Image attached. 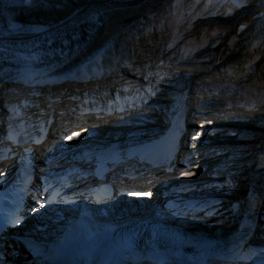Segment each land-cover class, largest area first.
Here are the masks:
<instances>
[{
	"label": "bare ground",
	"instance_id": "obj_1",
	"mask_svg": "<svg viewBox=\"0 0 264 264\" xmlns=\"http://www.w3.org/2000/svg\"><path fill=\"white\" fill-rule=\"evenodd\" d=\"M96 1L99 0H49V5L45 6L41 13L46 14V17L58 14L55 16L57 19L52 22L55 23V25L51 27V29L48 28L50 30L37 31L29 36H26V34H18V37L6 36L0 38V84L5 78H10V80L14 78L17 80L7 81V83L4 82L2 84L4 90L12 85L9 88L12 91L8 93L3 90L5 94H8L6 96L5 94L1 95L0 97V108L5 107L8 110L6 113L9 114V116L14 117L19 115V112H22V115L25 116V120L28 121V117L33 113L32 110H34L37 96H43L45 93L47 94V91L51 89L50 84L53 85L55 82H59L58 86H60L59 84L65 83V81L68 79L70 80L71 77L75 80L71 81L72 83L70 84L104 80H112V82H115L113 83V88L118 90V93L114 94L102 93L100 89H107L99 82L93 87L81 85L73 88V90L76 91H83L84 89L94 90V92L90 93L88 99L96 100V104L99 103L98 105H100L95 112L97 119H104L103 117L106 116L113 117L114 114L115 118H117L124 115V112L127 110H130L129 112H134L135 110L132 108L135 109L136 107H138L137 110H140L142 100L140 101L139 98L141 97L143 99L144 97L143 94L140 93V90L146 88V91L149 92L152 87L150 83H156L160 79V75L156 76V74H152L159 65H155L154 62H152L153 57L157 54L160 44L163 41L162 34H153L159 29L160 21L154 19L149 21L146 20L145 24H141L142 27L139 26L137 30L134 60L130 61V63H132L130 65L138 70L146 63L150 65H147L149 70L142 80V75L137 74L138 72L132 71L127 74V72L123 70V67L117 62L115 43L113 42L115 35L120 30V23H122L126 17L125 15L138 13L140 11L138 8L139 5L132 6L135 5L134 2L130 4H110L109 6H102L100 5L102 3ZM61 4L63 7H60ZM214 11L216 10L214 9L213 12ZM211 12L212 11L206 13L203 17L204 19L201 21L208 22L214 20V18L212 19L214 13ZM235 13L236 14L229 15L228 17L231 18L236 16L238 11ZM223 15L224 14H221V16ZM108 42H111V48L108 49L110 53L109 57L113 60L116 59V61L114 60L115 65L113 63L107 65L103 63L100 54L94 56V50L102 49ZM247 42L248 39H246L244 43L247 44ZM238 44H242V42L239 40L235 45ZM261 57V60H263L264 54H262ZM73 59L76 60L72 64L81 67V70H76L74 73L70 74H67L66 71L58 70V67L70 63V60ZM142 61L145 63L141 65ZM219 61V66L223 68L226 67L228 75H233V77H236L237 73L243 68L241 65L244 64L243 59L240 58L236 60L232 55L221 56ZM57 63L59 64L57 68H55L54 65L56 66ZM161 63H163L162 60ZM108 66H112V69L102 70L104 68L106 69ZM14 69H21V71L26 70V72H22L18 75V71L15 73L13 72ZM162 69L163 68H160L159 70L162 71ZM87 70H89L90 73ZM91 70H94L95 73L93 74ZM163 70L165 71V69ZM160 71L157 70V72ZM11 72L13 73L10 74ZM76 72H79L77 77L74 76ZM126 74L128 77H125ZM61 76L63 78L62 80ZM32 80L35 82L39 81L40 83H35V85H23V87L16 84L20 81L27 82ZM54 85V87L58 88L57 84ZM68 91L69 90L65 88L64 92H66V95ZM28 93L32 94L29 96ZM38 104L39 106L42 104L43 108L44 106L46 107L42 102ZM106 105L112 110L115 109V111H112L111 115H106L108 112ZM39 106L37 108L41 110ZM261 108L264 109V105H262ZM137 112L138 111H136L134 115H136ZM139 112H143V110ZM2 115L3 112L0 111V131H3V129L10 130V133L6 136H14L11 131L19 130L16 127V122L12 123L14 121L10 119L12 121H7L9 127L1 125V121L3 120ZM85 117L91 116H84L78 112L75 118H79L80 120L83 118L82 121L84 124ZM61 118L62 122L58 124L59 128L62 127L66 120V117ZM91 118L95 119L94 117ZM185 120L184 109H181L173 115L170 125L168 123V128H166L161 135H158L159 138H156L157 136H152L146 139L140 138L127 142L114 141L107 144L105 147L106 150L104 151L103 149L104 152L101 151L100 153V151H97L94 155L91 153V149L95 147L92 145H96L98 137L84 140V142H75V140H71L72 138L69 137L62 145L57 144L59 148L57 149L58 153L48 152V156L51 157L46 160V167H49L46 171L55 170L64 174L66 171H71L69 168H87L86 170H89L96 161L109 156L113 151L119 153L125 148H131L132 151H140L148 144L154 142V140L150 139H155V142L157 139H161L164 145L162 150L166 152V149L170 147L171 151L174 153L177 144H180V147L182 146L181 138L184 135ZM100 122L101 121H98V123ZM133 123L132 120H127L126 124L128 125H125L124 128H130ZM83 126L84 125L79 126L78 128ZM26 127L27 126H22L20 129L26 131ZM78 128H74L76 129L75 132L78 131ZM109 129L110 128L106 129L103 127L100 129V131L102 130L101 133H98L104 135V133L111 131ZM149 131L150 130L147 132ZM40 135L41 134H39V136ZM51 137L52 133L49 130L44 142L37 146L40 154L41 151L39 148H41L44 143L48 146L51 142L49 140ZM197 137L202 138V135L198 133ZM193 149L194 148H192V150ZM53 152L56 151L53 150ZM192 154L195 155L196 152ZM192 154L187 158L188 162L196 158L193 156L191 159L190 157H192ZM166 157L167 156L160 158L157 162L164 160ZM176 159L177 155L174 160ZM208 159H212V156ZM183 160L184 158L182 161ZM248 160H250V162L248 164L249 168L246 171L245 181H248L247 184L251 187L256 185L254 190L262 189L259 199H256L254 203L245 204L247 200L245 197L246 195L244 198L241 196L245 191V187L243 193L240 194V200L243 199L241 206H238L236 201L231 200L234 198L231 192L233 187L242 186L243 188L242 183L244 181H240L239 177L232 178L226 173H222L224 176L223 178L206 179L208 180L207 182H202L200 184L198 183L199 180L195 181L197 180L195 173H190L181 178L182 185L177 187V183L174 182L176 176L173 174L180 172L179 166L183 165V163L175 162V164H179L174 166V163L169 161L167 166L171 168H167L172 170L160 176H156L146 187L139 190L137 193L106 199L100 203L87 204L84 209L80 208L78 205L61 208L34 207L30 213L26 214L25 221L18 228L8 229L4 233L6 236L0 239V249L8 253L3 262L7 264H48L44 257L54 253L56 248L62 243L93 242L105 233H110L120 227L131 225H153L162 228L168 227L175 230H187L204 237H222L228 232V229L232 227L242 229V221L250 220L252 225H255L258 222V218L264 217V209L260 211V209L264 208V206L260 207V205H262V200H264V145L256 149V152H253ZM125 163L132 167L131 170H126L127 174L128 171L132 174H137L141 171V168L131 161L127 160ZM185 166L187 165L185 164ZM168 174L171 175L165 177ZM74 177H76V175ZM226 177L227 179H225ZM251 177L252 180H248L251 179ZM134 179L138 180L137 178ZM258 179L261 180L259 186L255 184ZM156 180L159 181V184L155 183L157 182ZM166 180L170 183L174 182L172 184L176 186L173 188L167 187L169 183H165L164 181ZM129 182L130 180L127 181L126 185H128ZM157 184L163 186V188L158 189L160 191L154 194V191L150 190V188ZM229 208L232 209L231 212L228 210ZM262 226L257 230V233H253L251 237L246 235L241 237L238 249L231 259L223 258L221 255L219 256V253L215 256L217 253H212L211 250H205L203 253L199 254L200 259L208 260L207 264H264V230H262ZM8 242L11 243L9 244L10 246L7 245ZM12 250L17 251L16 253L15 251L12 253Z\"/></svg>",
	"mask_w": 264,
	"mask_h": 264
},
{
	"label": "rangeland",
	"instance_id": "obj_2",
	"mask_svg": "<svg viewBox=\"0 0 264 264\" xmlns=\"http://www.w3.org/2000/svg\"><path fill=\"white\" fill-rule=\"evenodd\" d=\"M96 2L102 3L100 4L102 6L134 2L135 5L132 6L139 5L138 13L125 15L113 42L115 43L117 62L120 63L123 70L127 74L132 71L138 72L137 74L142 75V80L150 65L144 64L145 62L142 61L141 65H144L139 70L130 65L132 64L130 61L134 60L137 30L139 26L142 27L145 24L146 20L160 21L159 29L153 34H162L163 41L152 61L155 65H160L156 71L152 72L156 76L160 75V79L156 83H150L152 87L149 92L146 91V88L143 89L144 91L140 90L144 96L143 99L139 98L140 101L142 100L140 110L143 112H139L140 110H137L138 107H136L132 108L135 110L134 112L127 110L124 115L117 118H115V114L113 117H103L104 119L85 117L84 124L82 118L79 120V124H74L75 126L71 124L75 121L74 111H76V106L71 102L75 101L77 93L73 88L81 85L93 87L99 82L108 89L109 87L113 88L115 82L104 80L70 84L75 79H68L65 83L59 84L60 86L57 83L58 88L53 85L47 91L48 95L45 93L46 95L37 96L35 99V104L42 102L46 106L49 105L44 106V109L54 113V120L51 121L49 127L54 135L47 148L41 146V153H46V150L58 153L57 144L62 145L69 137L75 142H84V140L98 137L96 145H92L95 147L91 149V153L94 155L97 151L100 153L103 149L105 151L107 144L114 141L127 142L158 136L168 128L173 115L184 109L186 118L184 124L186 125H184V135L181 138L182 146L178 150L176 162L187 166H179L180 172L173 174L176 176L174 182L177 183V187L181 186V178L190 173H195V177H197L195 181L199 180V184L207 182L206 179L223 178L222 173L229 174L232 178L239 177L240 181H244L243 188L242 186L233 187L231 192L234 198L231 200L241 206L243 199L240 200V194L243 193L245 187L244 193L241 194L244 198L247 190L246 182L248 181H245V176L249 168L250 160L248 159L253 152H256V149L264 145V109L261 108L264 105V58L261 60V56L264 54V0H112V2L111 0H99ZM47 5H49V0H0V38L18 37V34L29 36L37 31L50 30L55 25L52 22L57 19L55 16L58 14L46 17V14L41 13ZM60 7H63L62 4ZM214 9L216 11L213 12ZM209 11L214 13L212 16L214 20L202 22L201 20ZM236 11H238L236 16L228 17L236 14ZM221 14L224 15L221 16ZM246 39H248L247 44L244 43ZM239 40L242 44L235 45ZM110 44L111 42H108L102 49L94 50V56L100 54L103 63L115 65L114 60L116 61V59L113 60L109 57ZM224 55H232L236 60L243 59L244 64L241 65L243 68L236 77L229 76L226 67L219 66L220 57ZM76 59L70 60V63L66 65L62 64L64 66L58 67V70L66 71L67 74L81 70V67L72 64ZM58 64L54 67L57 68ZM112 66L102 70L112 69ZM160 68L165 71L163 69L160 71ZM94 70H91L93 74ZM16 71H18V75L26 72L21 69L13 70L14 73ZM78 73L76 72L74 76L77 77ZM127 74L125 77H128ZM9 88L4 92L12 91ZM65 88L69 90L67 95L64 92ZM31 94L28 93L29 96ZM64 101H66L65 105H63ZM39 107L41 110H36L35 113L43 112L42 104ZM136 111L138 112L134 115ZM61 116L66 117V120L70 119V125L73 126H69L70 133L65 131L66 134L60 136L55 126L57 120V124L62 122ZM3 118L4 115H2ZM129 119L134 122L133 125L130 128H124L125 125H128L126 121ZM98 121L101 122L98 123ZM82 125L84 126L78 128ZM103 127L111 130L104 133L105 136L99 134ZM74 128H78V131L75 132ZM148 130L150 131L147 132ZM198 133L202 135V138L197 137ZM192 148L194 149L192 150ZM194 152H196L195 155L192 154ZM191 154V159L193 156L196 158L188 162L187 158ZM211 156L212 159H208ZM176 165L178 164L176 163ZM169 175L171 174L165 177ZM260 179L255 182L258 186L261 184ZM248 180L251 181L252 177ZM164 182L169 183L167 184L169 188L176 186L175 184L173 186L174 182L170 183L168 180ZM158 184L150 188L154 194L160 191L158 189L163 188ZM261 206H264V200H262ZM228 210L231 212L232 209ZM9 244L11 243L8 242L7 245ZM14 251L16 253L17 250L11 252Z\"/></svg>",
	"mask_w": 264,
	"mask_h": 264
}]
</instances>
